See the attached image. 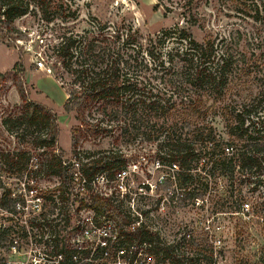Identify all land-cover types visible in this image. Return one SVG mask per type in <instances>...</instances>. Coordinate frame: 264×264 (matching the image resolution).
<instances>
[{"label":"trees","instance_id":"trees-1","mask_svg":"<svg viewBox=\"0 0 264 264\" xmlns=\"http://www.w3.org/2000/svg\"><path fill=\"white\" fill-rule=\"evenodd\" d=\"M43 3L44 0H0V39L15 44L21 34L14 21L26 15L31 6L41 10ZM53 55L69 80L62 110L72 112L78 122L70 130L71 158L65 160L55 148L54 115L44 105L29 100L15 81L19 104L4 107L0 103V131L27 148L10 152L0 149V173L14 178L16 186L22 183L19 179L24 173L25 184L38 177L56 179V187L45 197L51 204L49 215L56 209L67 212L68 200L75 190L79 196L77 210L92 213L88 221L75 228L81 234L85 231V236L89 235L87 229L102 231L104 236L100 235L94 249L99 258L127 264H213L212 251L206 245H198L189 236L185 239L187 234L177 241L164 242L140 221L142 213L136 216L123 208L129 192L120 194L123 186L119 181L126 171V158L116 147L80 151L79 140L110 138L115 144L137 140L154 144L157 165L173 172L167 178L184 190L182 200L194 202L207 190L206 184L188 188L194 173L202 172L209 178L228 177L232 182L236 175L240 176L238 212H243L247 207L241 203V188L258 184L256 180L263 172L264 119L251 109V102L225 110L227 141L219 139L210 124L200 123L205 101L215 103L227 88L232 68L230 55L219 53L209 40L195 41L177 25L142 38L129 27L120 32L105 24H98L93 32L62 37ZM17 66L18 62L14 63L12 71ZM7 76L0 73V98L5 93L2 83ZM89 116L90 123L85 121ZM98 179L113 190L102 191ZM9 194L6 189L1 196L2 209ZM40 216L49 237L55 238L57 216ZM68 224L69 219L64 220V228ZM76 248L82 250L81 246ZM76 248L60 246V264H72Z\"/></svg>","mask_w":264,"mask_h":264},{"label":"rangeland","instance_id":"rangeland-1","mask_svg":"<svg viewBox=\"0 0 264 264\" xmlns=\"http://www.w3.org/2000/svg\"><path fill=\"white\" fill-rule=\"evenodd\" d=\"M98 24L120 32L129 27L142 38L177 25L197 42L209 40L219 53L230 55L232 68L223 97L215 103L206 100L202 106L204 118L200 123L210 124L219 139L227 141L225 110L251 102V109L264 119V0H44L41 10L31 6L26 15L14 21V27H24L29 34L19 39L30 41L15 45L0 39V73H8L2 83L5 93L0 103L4 107L18 105L13 85L15 81L20 83L29 100L44 105L54 115L55 148L65 160L71 158L70 130L78 122L72 112L62 110L69 80L62 74L53 50L62 37L93 32ZM38 61L41 68L35 65ZM85 121L92 120L89 116ZM115 147L127 161L119 181L123 186L120 194L129 192L123 208L136 216L142 213L140 221L164 242L177 241L187 234L185 239L189 236L198 245L211 249L213 264H264V166L256 180L258 184L241 188V203L247 210L238 212L240 176L236 175L232 182L228 177L209 178L202 172L194 173L188 188L206 184L207 190L194 202L182 200L184 190L167 178L173 172L157 165L154 144L144 140L115 144L110 138L79 140L80 151ZM17 148L27 147L18 146L0 131V149L10 152ZM25 174L19 179L22 183L27 180ZM13 179L0 173L1 196L6 189L11 193L0 211V234L5 231L0 241V264H60L57 253L65 245L82 248H76L72 264H127L121 260L111 262L94 253L100 235L104 236L102 231L87 229L89 235L85 236V231L81 234L75 228L92 217L88 210H77L79 196L75 190L68 200L67 212L56 209L49 215L51 204L45 197L56 187L57 180L38 177L32 183L16 186ZM97 185L106 193L113 190L101 179ZM40 214L46 219L57 216L55 238L49 237ZM66 219L69 224L64 228Z\"/></svg>","mask_w":264,"mask_h":264},{"label":"built area","instance_id":"built-area-1","mask_svg":"<svg viewBox=\"0 0 264 264\" xmlns=\"http://www.w3.org/2000/svg\"><path fill=\"white\" fill-rule=\"evenodd\" d=\"M17 29V31H19V33L21 34V37L24 36H29L27 29L24 27H15ZM27 41H30V39L26 40V41H21V39H17L14 41L15 45H22L23 43H26ZM37 68H41L42 64L40 61L35 63ZM9 196H11V193L9 194ZM0 199H1V194H0ZM244 207H247L246 205H244ZM2 210V208L0 207V211ZM244 210H247V208H244Z\"/></svg>","mask_w":264,"mask_h":264}]
</instances>
